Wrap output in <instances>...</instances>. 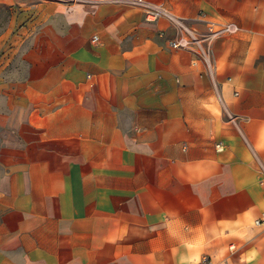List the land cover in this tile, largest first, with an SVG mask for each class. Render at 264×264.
<instances>
[{
	"label": "crops",
	"instance_id": "crops-1",
	"mask_svg": "<svg viewBox=\"0 0 264 264\" xmlns=\"http://www.w3.org/2000/svg\"><path fill=\"white\" fill-rule=\"evenodd\" d=\"M137 1L0 0V264H264V0Z\"/></svg>",
	"mask_w": 264,
	"mask_h": 264
},
{
	"label": "built area",
	"instance_id": "built-area-1",
	"mask_svg": "<svg viewBox=\"0 0 264 264\" xmlns=\"http://www.w3.org/2000/svg\"><path fill=\"white\" fill-rule=\"evenodd\" d=\"M141 3V0L137 1ZM159 13L153 10H147L145 13V19L149 22H154L158 19ZM207 26V38L218 37L222 33L231 32L232 29L229 25H224L217 22H206ZM97 37H93L92 42H97ZM169 46L173 49L179 48L181 44L179 42H170ZM254 225L260 227L264 232V213L254 221ZM200 264H209L208 258H203Z\"/></svg>",
	"mask_w": 264,
	"mask_h": 264
},
{
	"label": "rangeland",
	"instance_id": "rangeland-1",
	"mask_svg": "<svg viewBox=\"0 0 264 264\" xmlns=\"http://www.w3.org/2000/svg\"><path fill=\"white\" fill-rule=\"evenodd\" d=\"M10 17H11V11L9 9L4 8V7H0V35H2L4 33V31L6 30V27L8 26ZM13 37H14L13 43H16L18 46L19 45L18 43L21 40L22 35L19 34V31L17 30L16 33H14ZM23 38H25V37H23ZM17 46H16V49L18 50ZM24 66H23L22 62H20V59L18 57H15L13 62L8 67V69L20 71V70L24 69Z\"/></svg>",
	"mask_w": 264,
	"mask_h": 264
}]
</instances>
